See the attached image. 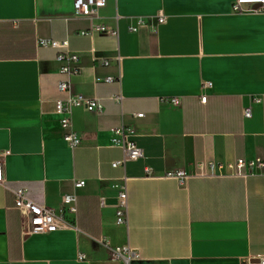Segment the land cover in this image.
I'll return each instance as SVG.
<instances>
[{"label":"crops","instance_id":"0c3cea01","mask_svg":"<svg viewBox=\"0 0 264 264\" xmlns=\"http://www.w3.org/2000/svg\"><path fill=\"white\" fill-rule=\"evenodd\" d=\"M233 1L106 0L89 21L72 18L73 0H0L5 182L56 213L63 195H77V231L25 236L27 220L0 186V264H126L113 257L124 247L128 264H258L264 172L207 178L195 167L264 161V15L234 13ZM138 19L145 25L137 27ZM96 25L117 35L87 34ZM39 39L67 42L80 67L72 92L103 105L101 114L73 110L81 139L74 150L62 141L55 109L62 51L40 47ZM107 77L115 82L98 81ZM119 95L121 105L111 99ZM120 127L133 131L143 158L113 169L122 152L111 130ZM177 171L189 174L186 184L168 176ZM78 180L85 186L74 190ZM121 184L126 226L116 225Z\"/></svg>","mask_w":264,"mask_h":264},{"label":"built area","instance_id":"2783aa9c","mask_svg":"<svg viewBox=\"0 0 264 264\" xmlns=\"http://www.w3.org/2000/svg\"><path fill=\"white\" fill-rule=\"evenodd\" d=\"M106 0H73L72 18L86 19L93 21L98 19V10L105 7ZM232 11L238 14L250 15H264V0H234L232 3ZM158 23H164V18H160ZM145 25L144 19L137 20V27ZM137 27H130V32H136ZM107 33L111 36H116L115 30H109L104 25H96L91 28V32L87 34ZM85 34V33H84ZM38 45L42 48H51L61 50L56 60L61 64L58 75L60 80L57 83V91L62 95V98L56 100L55 109L59 116V125L62 134V141L70 150H74L81 145L79 135L74 131L72 124V112L74 109L81 108L86 112L101 114L103 112V105L98 98H84L81 95L74 94L71 90V77L78 74L80 67L78 66V56L67 51V42H57L49 39H39ZM94 60L102 66H108L109 63L103 58L94 57ZM105 83H114L115 80L107 77L102 80ZM205 88H210V83L204 84ZM116 104L121 105L123 98L115 96L111 98ZM207 97L201 96V103L206 102ZM172 107L180 106L179 98H172L169 100ZM143 114H136V118H142ZM244 118H250L251 109L245 108L243 110ZM113 146L121 149L122 158L111 163L113 169L124 168L129 162H136L143 158V152L132 141L133 131L128 128L120 127L111 130ZM197 175L200 177H248L254 174H262L264 172V161L260 158L254 159H237L232 162L219 163H198L196 164ZM4 164L3 155H0V186L12 194L14 199V208L20 215L27 220V226L23 234L25 236L35 234H49L62 230L77 231L76 214H77V195L75 193L70 195H63L61 197V208L59 213H56L52 208L46 205H40L31 200L25 189L10 188L4 178ZM169 177L176 179L181 185L186 184L189 179V174L186 171H177L168 174ZM85 186V181H74V190L81 189ZM120 192L116 198L115 216L117 226L127 225V209H128V195L126 185L118 186ZM105 205L104 199H100V206ZM96 243L107 246L105 240H94ZM131 252L127 247L116 249L113 251V257L121 259L128 264ZM83 260V256H79ZM258 264H264V256L258 259Z\"/></svg>","mask_w":264,"mask_h":264}]
</instances>
